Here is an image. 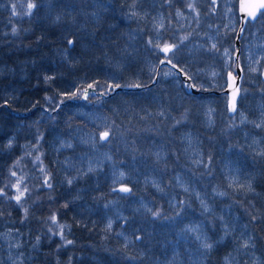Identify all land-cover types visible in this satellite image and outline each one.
<instances>
[{"label": "rangeland", "instance_id": "rangeland-1", "mask_svg": "<svg viewBox=\"0 0 264 264\" xmlns=\"http://www.w3.org/2000/svg\"><path fill=\"white\" fill-rule=\"evenodd\" d=\"M77 1L79 13L74 14V7L67 9L66 2L61 0H0V18L3 26L10 29L12 24L21 23L27 17L23 15L27 11V3L36 2L40 6L33 9L32 23L35 27H42L40 21L50 19L51 23L57 24L58 8L67 9L64 14L69 16H65V25H73L76 22L84 24L82 18L88 16L95 20L98 14L108 11L112 2ZM125 2L124 6L128 8L123 15L124 33L127 35L125 55L129 56V59L132 57L129 64L132 60L135 63L141 61L140 65L127 64L125 76L143 78V71L148 72L149 78L153 81L155 79L153 85H158L146 90L127 89L120 94L112 91L108 94L114 100L107 103L100 99L102 96L108 98V95L100 93L95 87L93 91L89 85H84V77H80L74 79L72 84L63 85L67 86L66 92L63 91L66 96L48 94L44 98V105H35L24 94L23 90L27 88L23 87L22 90L20 82L34 73L38 60L15 58L12 62L0 63V75L9 80L0 88V142L3 143L0 148L8 152L19 145L22 149V158L15 157L12 164L16 165L12 170L16 171L17 176H10L9 184L5 182V185L14 184L22 177L21 190L24 185H31L36 191L42 192L41 196L32 193L31 204L43 202L46 212L49 208H64V204L68 203L70 207L85 189L81 185L87 184V181H82L86 175L81 177L78 174L87 172L91 162L95 171L87 175L92 177L101 172L103 178L106 177V182L110 183V190H113L114 194L95 207L87 202L71 208V217L85 218L87 214H94L101 209L106 226L111 221V229L118 230L115 237L118 236L121 240V237L128 241L133 240L127 230L128 223L133 221L134 217L153 219L147 209L154 211L156 204L170 208L180 205L177 194L188 196L182 208H191L192 199L197 204L195 212H188V216L176 225L174 231L167 232L170 236L165 246L169 250L168 254L153 262L146 261L145 264H215V259L210 260L211 254L203 255L198 244L192 241V234L185 233L184 229L203 222L205 231H209L208 220L220 216L234 228L232 235L221 243H227L229 249L222 258V264L227 261H231V264H252L254 257L264 261V156L258 155L264 151V126L255 127V124L264 122V19H260L259 15L253 23L246 25L244 35L239 41L240 50L236 61L234 57L238 50L235 44V34L239 26L238 0H215L214 4L212 0ZM189 3L195 5V11L188 8ZM67 4L69 5L68 1ZM13 5L16 6L15 16L12 14ZM21 28L24 30L23 26L19 27ZM66 28L67 26H64L63 29ZM185 36L188 39L175 50L172 63L166 61L162 64L161 60H164L165 54L160 50L158 52L156 49L159 48L153 45L178 43L180 38ZM150 39L153 44H149ZM212 44H216L218 51L211 48ZM141 53L144 54V59H139ZM172 64H175L176 68H173ZM237 67L241 70V93L236 113L230 116L227 109L228 98L223 90L227 85V74H236ZM252 68L257 71L253 72ZM185 73L191 76L192 80H188ZM110 78L116 76L110 75ZM186 84H194L196 87L188 88ZM85 90L90 92L87 97L84 95ZM9 103L14 106L21 104L17 107L19 110L29 108L30 112H16L10 109ZM63 107L67 108L70 114L64 119L65 134L58 133L59 130L49 132L52 128L50 118ZM181 110L180 118L171 121L174 111ZM26 116H35V120L26 122ZM244 118L246 122L241 123ZM176 121L181 122L177 124ZM40 125L47 128L48 140L35 138L37 127ZM196 127L209 129L203 131L210 134L204 135ZM176 130L178 146L175 145L173 136ZM103 131H109L111 143L103 144L98 141V136ZM93 140L96 141L95 147ZM9 141L12 143L11 148L8 147ZM205 142L217 144L216 151L208 148L206 151ZM69 143L71 148L62 147V144ZM45 147L52 153L51 158L56 163L53 167L48 168L43 152ZM106 155L112 159H105ZM36 156H40V161L35 160ZM170 164H176L180 168L178 172L174 170L172 177L166 180L162 174L166 170L172 174ZM26 166L30 168L25 169ZM54 167H58L61 172L57 180L59 184L68 186L67 179L76 177L73 184L80 185L76 190L72 189V196L71 190H67L68 200H64L66 202L56 201L52 190L41 187L46 175L50 178V183L53 180ZM41 168L44 169L43 172ZM120 173H124L123 178ZM33 177L34 180L30 182ZM250 178L254 191L238 187L240 184L247 185ZM197 179L200 180V185H197ZM156 185H159L162 191L158 190ZM120 186L130 187L131 192H120ZM135 186L137 192L133 191ZM185 188L188 189L187 192ZM4 191L7 197L17 194L16 189L11 187H5ZM218 192H224L226 195H217ZM149 194L154 197L150 198ZM197 195L208 204L212 210L211 215L202 213ZM27 196L26 194L22 201L23 207L30 209L31 206L26 204L29 199ZM1 199L7 201L6 198ZM252 215H256L258 219L253 221ZM22 218L25 219V215ZM43 219V222L50 226L48 216ZM57 222L63 228V240H70L68 234L71 232V226L64 218H57ZM136 222L140 220L136 219ZM215 223V231H209V235L214 239L223 235L219 221L216 220ZM51 228L54 232L60 231V228L52 223ZM170 228L172 227L159 224L157 231L165 232ZM46 232L47 242H55L54 239L60 238L59 235L49 232V229ZM241 233L253 237L255 249L238 250L240 240L237 238ZM38 237H33L30 230L17 227L15 223L0 226V264H31L42 251V239L39 238L38 242ZM87 258L94 264H105L96 256Z\"/></svg>", "mask_w": 264, "mask_h": 264}, {"label": "trees", "instance_id": "trees-1", "mask_svg": "<svg viewBox=\"0 0 264 264\" xmlns=\"http://www.w3.org/2000/svg\"><path fill=\"white\" fill-rule=\"evenodd\" d=\"M56 1L58 2V0ZM61 1L66 2L65 5L67 9L74 7V14L78 12L79 1ZM67 1L69 2V5L67 4ZM125 3V0H112L106 13L98 14L95 20L85 16L82 18L84 24L76 22L73 25H65V16L67 17L69 15L64 14L67 9L63 10L61 8H58V12L56 13V18L60 17L57 24L51 23L52 20L50 19L48 21H40L39 24L42 25V27H35V24L32 23L33 17H26L21 23L17 22L16 24H12L13 22H11L12 28L15 27L18 30L17 35H13L12 28L8 29L3 26L0 18V63L12 62V59L15 58H34L38 60L37 68L34 70V73L23 80V82H20L21 89L23 87L27 88V90L22 89L24 94H26L28 99L35 105H44V98L48 94L54 93L56 95L66 96L64 94L67 89V86L64 87L65 84H72L74 79L76 80V78L80 77H84L86 80L84 85L91 84L100 93H106L108 98L105 96L99 98H101V101L107 103L114 100L110 98L108 94L113 91L110 89V85L113 88L116 84L120 85L121 89L117 90V94L127 91V89H130L129 87H135V85H139V89L141 90H146L150 87L153 88L158 84L147 87L153 81L147 75L148 72L143 71V75H145L143 78H141L142 76L136 78L134 75L125 76L127 70L126 66L132 58L130 57L129 59V56L126 57V52L124 51L126 37L124 36L125 26L123 23V15L128 9L124 6ZM70 22L72 23V21ZM80 25H82V27ZM20 26H23L24 30L23 28L19 29ZM64 26H67V28L63 29ZM69 39L74 41L72 46H69L67 43ZM156 50L159 52V49ZM129 66L132 65L129 64ZM110 75H115L116 78H110ZM8 82L9 80H7V78L5 79V77L0 75V88L5 86ZM63 87L65 89H63ZM89 94L90 92L88 91L87 95ZM0 104H2L1 101ZM9 106L10 109L15 110L16 112L19 111L23 114L28 113L29 111V108H21L22 110H19L17 107L21 106V104H19V106H14L9 103ZM196 106L199 107V104L196 103ZM4 109L6 110V107ZM181 114L182 110L178 112L174 111V116L171 117V121L173 119H179ZM69 115V111L65 107L56 112L54 116L50 118L52 121V128L49 129V132L59 130L58 133L65 134L66 121H64V119ZM26 117V122H33L35 120V116ZM25 126L27 127L28 125L26 124ZM33 127H35V123L33 124ZM196 128L200 132H203L204 135L210 134L203 131L209 129L202 130L201 128ZM37 131L35 138L42 137L45 140H48L46 127L40 125L37 127ZM173 136L175 137V145L178 146V130L173 132ZM28 138L32 139L30 137ZM0 144L3 143L0 142ZM46 147L43 152L49 168L51 166L53 167L56 163L53 158H51L52 153ZM204 148L206 151V148H208V150L210 149L214 152L217 149V144L205 142ZM21 151L22 149L19 145H17V147L15 146L8 152L2 151L0 148V188H5V182H8L9 184L10 169H13V159L15 157L22 158ZM29 168L30 167L26 166L25 169ZM170 168L173 169L172 174H169L167 170L162 174L166 180H169L172 177L174 170H179L180 166L170 164ZM60 173L58 167L53 168V180L51 181L52 188L50 191L52 190V196L56 201L66 202L64 200H68L66 198L67 190H71L72 196V189L76 190L80 185L75 183L68 186L59 184V181L57 180L60 178ZM82 179L83 182L87 181V184L84 183L83 186L81 185V187L85 188L80 195L82 199H80V197L76 198L70 207L68 203L64 204L66 205L64 208L56 210L49 208L48 212H46V209L44 210L43 207V202H39L38 204L35 203L33 205L31 204V196H27L29 199L26 200V204L31 207L30 209L27 208L28 215L26 219L22 218V216L25 215L23 208L16 205L14 201L7 199V201L5 200L4 202L3 199L0 198V226H10L12 223H15V226L17 227H21L24 230H30L33 237L39 236V238L42 239V245H40L42 251L37 254L38 258L35 259V264H89L86 256L91 252L101 253L110 263L116 261V264H121L124 255L133 253V248H124L121 245L122 240L119 237H115L113 232L108 231L107 229V231L104 230L102 225L106 222L104 219V213L101 209L97 210L94 214H87L85 218L74 219L71 217V208L74 209L73 207L87 204V202L92 203L95 207L97 204H102L105 200L110 199L114 194L113 190H110V183L106 182V177L103 178L101 172H97L92 177L86 175V177ZM32 180H34V177L31 178L30 182H32ZM196 183L197 185H200V180L197 179ZM28 188L31 190V195L33 193V195L41 196L40 193L42 192L40 190L36 191L34 186L30 185ZM133 191L137 192V186L133 188ZM149 195L151 196H149L150 198L154 197L151 194ZM71 196H69V200ZM177 198L180 200V205L173 206V208L166 205L156 204L154 211H159V217H153V219L147 217H134L133 221L128 223V234L134 239H136V236H140L142 238L140 239L141 243L144 240H147L148 247H145L144 250L147 251V253L148 250H151L147 257L145 256L146 258L143 257L138 261L139 263L145 264V260L151 262L157 260L159 258L158 252L160 251L161 246H166L169 241L170 236L167 235V232L170 230L174 231L176 225H179L182 219L188 216V212H195L197 204L194 199H192L193 206L184 209L182 207L185 205L181 204V201H184L185 204L188 196L186 197L185 195L177 194ZM163 204H165V202H163ZM211 214L212 213H208L206 216ZM52 215H55L58 219L64 218V220L71 226V232L68 234L70 241H72L71 244H67L61 238L54 239L55 242H47L48 234L46 231L51 228V221L49 220L48 224H50V226H48L43 222V218L46 216L49 218ZM136 219H139L140 222H136ZM185 221L187 220H184V222ZM159 224H165L172 228L167 229L165 232L160 230L158 232L157 228ZM153 237L155 240L152 239ZM137 245L138 243L134 246ZM56 247H58L57 250ZM260 247H262V244ZM228 251L227 243L220 244L216 250L212 251L210 260L212 261L215 259V264H222V258L228 253ZM79 255L83 258L78 259L77 257Z\"/></svg>", "mask_w": 264, "mask_h": 264}, {"label": "snow or ice", "instance_id": "snow-or-ice-1", "mask_svg": "<svg viewBox=\"0 0 264 264\" xmlns=\"http://www.w3.org/2000/svg\"><path fill=\"white\" fill-rule=\"evenodd\" d=\"M169 2H170V0H169ZM212 2L214 4L215 0H212ZM39 6L40 5H38L36 2L27 3V11L25 13H23V15L31 18L34 15L33 9H37ZM259 7L261 9H264V3H261L259 5ZM188 8L195 11V5L192 3L188 4ZM12 14L14 16L17 15L15 5H13ZM133 15H135V13H133ZM178 15H179V13H178ZM249 17H250V19H249ZM59 19H60V17L56 18L57 21H59ZM260 19H264V11L260 12ZM255 20H256V13L255 12H248L246 17H245L244 23L250 24V23H253ZM160 27H163V25H160ZM241 32H243V28L241 29ZM12 33H13V35H17L18 34L17 28L13 27ZM187 39H188V37L185 36V37L180 38L178 43L169 44L166 42L163 45L154 44L153 47L159 48V50L165 54V58H164V60H161V63L163 64V63H165V61H167V63L171 64L172 59L175 57V50L180 48ZM67 43L69 46H72L74 44V41L69 39L67 41ZM149 44H153L151 39L149 40ZM211 48L216 49V44H212ZM216 50L218 51V49H216ZM169 53H171L172 55L169 56L168 55ZM227 54H228L227 50H225V55H227ZM172 67L176 68V65L172 64ZM251 70L253 72L257 71L256 68H252ZM181 71H183V69H181ZM185 75L187 76L186 73H185ZM187 79L192 80V77L187 76ZM186 86L188 88L196 87V85H194V84H186ZM88 87L93 88V85L90 84ZM109 87L111 90H114V88L111 85ZM114 87L118 88V87H120V85L116 84ZM135 87H139V85H135ZM93 91H95L94 88H93ZM73 95H75V93H73ZM84 95H85V97L87 96L86 90L84 91ZM231 111L234 113L236 112V105H235L234 99H233V104L231 106ZM180 122L181 121H176L177 124H179ZM244 122H246V118L241 120V123H244ZM262 126H264V122L255 124V127H257V128H260ZM98 141L103 142V144L111 143V141L109 140V131H103L101 134H99ZM82 143H89V141H82ZM92 143H93V147H95L96 141L93 140ZM11 146H12V143H11V141H9L8 147L11 148ZM64 146L69 147V148L72 147V145L70 143L66 144V145L62 144V147H64ZM34 147H36V146H34ZM30 154L31 153H29V155ZM258 155L264 156V151L259 152ZM105 159L111 160L112 158H111V156L106 155ZM35 160L40 161V156H36ZM197 163H200V161H197ZM15 167H16V165H13V168H15ZM40 170H41V172L44 171L43 168H41ZM94 171H95V168L92 166V163L89 162L87 172L79 173L78 175L82 177L83 175H87L88 173H91ZM10 176L16 177L17 176L16 171L10 169ZM123 176H124V173H120V177L123 178ZM22 179H23L22 177L18 178L14 184L5 185L6 188L7 187L15 188L16 192H17L16 195H14L12 197H7V194L4 191V189L0 188V198H6L9 200H14L16 202V205L23 208V211L25 214V219H26L27 215H28V209L23 207L22 201L25 198L26 194L28 195V197L31 196V190L28 188L27 185H24L23 190H21ZM75 179H76V177L68 178L66 182L68 185H71V184H73ZM41 187H46L48 189L52 188V184L50 183V178L47 175L45 176V179H44ZM156 187L158 188V190L162 191V189H159V185H156ZM238 187L241 189H244L246 187L247 191H254V189L252 187V183H251V178H250L247 185L240 184V185H238ZM119 191L123 192V193H129L131 191V189L128 187H120ZM185 191L187 192L188 189L185 188ZM216 194L220 195V196L226 195V193H224V192H218ZM197 198L200 199L202 213H211L212 210L210 209L208 204L205 202V200L201 199L198 195H197ZM183 203L184 202L181 201V204H183ZM147 211H149L153 217H159L160 216L159 211H152L151 209H147ZM251 219L253 221H256L258 218L256 215H252ZM49 220L51 221L52 224L57 225V227L60 228L59 232H54L52 228H49V232H51L53 235H59L61 239H65L64 234H63V228H62V226H60L58 224L56 216L55 215L50 216ZM216 220L219 221V228L223 232V235H220L214 239L212 235H209V231L214 232L215 229L217 228V224L215 223ZM208 223L210 225L209 231H205V229L203 227V222H201V224H197V225H194V226H191V227L184 229L185 233H191L192 234V236H191L192 241L198 244V248L200 250H202V254L205 256L210 255L212 253V251L216 248L217 245L223 243L224 240L226 238L230 237L232 235V233L234 232V228L230 227L229 224L224 221L223 216L215 217L214 219H209ZM107 227H108V229H111V221H109ZM136 239L140 240L142 238L140 236H136ZM237 239L240 240V243L238 245V250L255 249V247H256L253 237L251 235H248L247 233H241V236L238 237ZM37 241L39 242V237L37 238ZM66 243L71 244L72 241L68 240V241H66ZM17 246H19V245H17ZM226 264H231V261H227ZM252 264H264V261H260L259 258L254 257L252 260Z\"/></svg>", "mask_w": 264, "mask_h": 264}, {"label": "water", "instance_id": "water-1", "mask_svg": "<svg viewBox=\"0 0 264 264\" xmlns=\"http://www.w3.org/2000/svg\"><path fill=\"white\" fill-rule=\"evenodd\" d=\"M261 3H264V0H238V15L240 19L239 27L236 33V38H235V43L238 46V50L236 52L235 58L238 59V53L240 50V38L243 35L244 28L246 24L244 23L245 17L248 12H255L256 13V18L259 15L261 11H264V9H261L259 5ZM250 19V17H249ZM243 28V32H241V29ZM236 75L233 73H228L227 76V86L224 90V93L228 96V110L229 113L232 115L234 112L231 111V106L233 104V99L237 108V100L240 96V78H241V70L237 67L236 68ZM185 80V79H184ZM155 83L154 81L149 84L147 87L151 86L152 84ZM140 88V87H138ZM121 89V87L115 88L114 87V92L117 90ZM122 187H127V186H122ZM129 188V187H128Z\"/></svg>", "mask_w": 264, "mask_h": 264}, {"label": "bare ground", "instance_id": "bare-ground-1", "mask_svg": "<svg viewBox=\"0 0 264 264\" xmlns=\"http://www.w3.org/2000/svg\"><path fill=\"white\" fill-rule=\"evenodd\" d=\"M125 34V33H124ZM125 37H126V39H127V35L125 34L124 35ZM126 41V40H125ZM140 55V58L139 59H144L143 58V56H144V54L143 53H141V54H139ZM158 58V57H157ZM156 58V59H157ZM141 64V61H139L138 63H135L133 60L131 61V63H130V65H140ZM129 65V64H128ZM130 89H136V88H138V87H129ZM227 109H228V104H227ZM228 114L230 115V116H232V115H234V114H230L229 113V110H228ZM248 129V128H247ZM67 224H69L68 222H67ZM103 226V228H104V230L105 231H111V232H113L114 233V235L116 236L117 235V233H118V230L117 229H108V227L106 226V223L105 224H103L102 225ZM107 229V230H106ZM128 232V231H127ZM129 235V234H128ZM130 236V235H129ZM118 237V236H117ZM130 237H132V236H130ZM120 238V237H119ZM123 240V242L121 241V245L124 247V248H126V249H132L133 250V253L132 254H128V255H124L123 257H122V260H121V264H137L138 263V261L141 259V258H143V257H147V255L150 253V251L151 250H148V253H147V251H145L144 249H145V247H148L147 245V243H148V241L147 240H144L142 243H141V240H136V239H134L133 237H132V241H128L126 238H123V237H121ZM147 241V242H146ZM136 243H138L139 245H137V246H134ZM141 243V244H140ZM129 245H131V246H129ZM168 252H169V250L167 249V247H163V246H161V249H160V251L158 252V256H159V258L161 259V258H164V256H166L167 254H168ZM87 256H96V257H98V258H100L101 259V261L102 262H104L105 264H116L117 262L116 261H113V263H110V262H108L104 257V255H102L101 253H94V252H91V253H88L87 254ZM87 256H86V258H87ZM145 257V258H146ZM38 258V256L36 257V258H34L30 263L31 264H35V259H37ZM78 259H82L83 257L82 256H78L77 257ZM87 260H88V258H87ZM145 261H147V260H145ZM88 262H89V264H94L93 262H91V261H89L88 260ZM119 264V263H118Z\"/></svg>", "mask_w": 264, "mask_h": 264}]
</instances>
